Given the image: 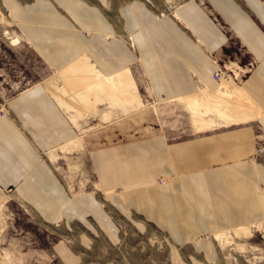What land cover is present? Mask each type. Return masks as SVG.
Listing matches in <instances>:
<instances>
[{
	"label": "rangeland",
	"instance_id": "obj_1",
	"mask_svg": "<svg viewBox=\"0 0 264 264\" xmlns=\"http://www.w3.org/2000/svg\"><path fill=\"white\" fill-rule=\"evenodd\" d=\"M134 1L144 2L149 10L163 16L173 14L178 5L188 0H0V119L9 122L34 149L39 167L27 176L36 181L44 174V181L35 183L42 185L44 195L50 192L47 188L51 183L60 189L50 200L56 205L44 213L20 188L21 182L0 183V264H172V247L181 249L179 264H264L263 223H257L260 224L257 227L253 226L256 224L241 226L248 227L247 232L231 228L201 233L173 246L172 235L150 221L149 214H144L143 208L132 201L148 185L168 183L169 177L161 174L107 188L97 172L94 157L97 152L116 151L159 139L164 147L167 145L170 156L169 147L177 150L185 146L193 153L182 158L183 167L190 169L176 165L171 156L179 171L244 157L252 159L264 147V127L259 118L196 132L190 109L183 100H158L150 93L138 62L131 64L128 71L140 105L112 108L107 104L96 105L94 114L102 112V115L91 119V113L66 112L50 96L70 129V137L45 149L35 143L14 108L20 95L35 86L44 89L49 80L57 83L56 74L61 68L52 56L58 46L55 40L63 32L95 42L96 32L86 24L101 20L110 29L113 24V38L121 46H131L124 10ZM13 6L20 8L23 15H18ZM41 14H56L61 18L60 25H57L59 21L36 17ZM29 29L46 31L51 38L41 37L37 43L30 37ZM102 38L108 43L112 33L102 34ZM97 43L102 46L98 40ZM85 53L95 68L93 52ZM217 65L215 71L237 88L244 76L240 74L250 70L253 61L238 48L236 54L221 56ZM104 113H108V118H103ZM131 192L134 193L130 195ZM85 197L97 202L101 216L96 218L85 204L81 205L83 219L69 210ZM224 231L229 232L221 238L214 236ZM196 243L207 244L200 248Z\"/></svg>",
	"mask_w": 264,
	"mask_h": 264
},
{
	"label": "crops",
	"instance_id": "obj_2",
	"mask_svg": "<svg viewBox=\"0 0 264 264\" xmlns=\"http://www.w3.org/2000/svg\"><path fill=\"white\" fill-rule=\"evenodd\" d=\"M13 10L23 15L19 12L20 8L13 6ZM124 11L131 46H121L118 39L113 38V24L110 29L101 20L86 24L96 32L95 42L74 33L67 36V32L55 40L58 46L52 59L53 62H59L61 68L56 74V84L60 87L65 85L62 80L59 81V73L68 69L72 63L82 60L88 66L81 70L86 68L95 73V86H102V93L96 99L94 96L89 97L88 87L80 88L79 94H86L91 100L94 97V101L90 100L93 107L88 111H80L83 108L79 103V106L73 105L77 115L91 113L93 115L90 117L94 119L102 115V112L94 114L96 105L118 107L122 102L120 107H124L123 104H134L131 102L130 105L124 100L118 102L117 97L107 94L103 86L117 87L116 75L122 70L128 71V67L137 62L141 65L150 93L158 100H174L205 89L209 92L217 90L220 84L218 86L213 77L219 67L217 61L228 53L236 54L237 49L241 48L253 61V65L250 70L240 74V77L244 76L239 87L259 109L258 118L264 127V0H188L178 5L173 14L163 16L149 10L144 2L134 1L127 4ZM39 16L48 22L49 19L59 21L57 25H60L61 18L56 14L36 17ZM32 30H28L30 37L37 43H40L41 37L45 40L51 38L46 31ZM110 33L112 40L104 42L102 34ZM97 40L102 44L101 47ZM88 50L93 52L96 69L88 61L90 59L85 53ZM128 75L127 79L130 77L129 71ZM133 86L130 92L134 95V83ZM43 87L35 86L20 95L14 108L20 120L29 128L35 143L45 149L61 139L69 138L70 129L50 100L51 97L55 98L45 84ZM107 115L104 113V116ZM104 116V119L108 118ZM161 142L159 139L149 140L116 151L97 152L94 157L97 172L107 188L161 174L169 177L168 183L148 185L136 196L139 201L135 196L132 201L143 208L144 214H149L150 218L147 217L150 221L158 223L160 228L172 235L173 246L194 239L201 233L264 224V147L262 153L252 159L244 157L214 166L179 171L171 156L176 165L190 169L183 167L182 158L193 153L185 146L177 150L168 146L170 156L167 145L164 147ZM38 162L31 144L9 122L0 119V183L21 182L20 188L27 197L36 201V205L47 213L56 205L50 200L60 193V189L51 183L47 188L50 192L44 195L41 192L44 189L42 185H35L44 181V174L36 181L28 177L39 167ZM82 204L89 207L96 218L102 215L101 208L90 197L81 198L69 210L82 215L83 219L85 215L81 211ZM206 244L195 245L203 248ZM170 249L174 255L172 264H179L181 249Z\"/></svg>",
	"mask_w": 264,
	"mask_h": 264
},
{
	"label": "bare ground",
	"instance_id": "obj_3",
	"mask_svg": "<svg viewBox=\"0 0 264 264\" xmlns=\"http://www.w3.org/2000/svg\"><path fill=\"white\" fill-rule=\"evenodd\" d=\"M69 66H68L69 67L68 69H65L64 71L62 70V72H60L58 75L61 78L60 80L58 78V80L59 81L62 80V82L66 83L65 85L60 87L58 84H54L51 81H48L45 83L46 88L49 90V92L53 95L55 100L60 104V106L66 112L75 113L76 107L73 106L75 104H77L78 106L80 104L81 108H83L82 110L79 109L80 111H88L89 108L93 107V106L91 107L92 104L90 105L91 99L88 98V95H86V94H79V90H81L82 88L88 87L87 89H88L89 97L94 96L96 99L97 97H100V92H101L100 88H102V86L101 87L99 85L95 86V83H94L95 81H93V80H95V79H93L95 76V73H93L92 71H89V70H85L86 68L84 70H81L83 67L88 66L87 63H84V61L78 60ZM74 69L79 70V71H75ZM122 71L117 75L115 74L117 77V79L115 78L116 82H117L116 83L117 87H113V86H115L113 84H112L113 86H109V85L106 86L104 84L106 82L104 79V81H105V82L103 81L104 82L103 84L105 85V86H103L104 91L109 95L115 96V98L117 97L118 102H121L120 100H122V101L124 100V101H128L130 103V105H131V102H134L135 105H140V101L138 100V96L135 94L133 95V93L130 92V89L132 87L134 88V86H133L132 81L129 79L130 77L127 79V77L129 76L128 71H126V69H125V71L124 70H122ZM115 75H114V77H115ZM96 76H97V74H96ZM114 77H112V78H114ZM98 78L100 79V77H98ZM72 79H73V81H71ZM108 80H107V82H108ZM229 81H230L229 79H223L222 78L220 80L221 86L219 88H217V90H215V91L209 92V91H206V89H205L204 92L202 91L203 93L191 94V95H187V96L179 98V99L183 100V102L190 109L192 126L196 132L205 131L207 129H211L214 127L217 128V127L228 126L231 124H235V125L245 124L251 120L257 119L260 116V111L254 105V103L240 90L239 87L236 86L237 88H235V86H234L235 84L231 85V83ZM112 82H114V81H112ZM51 85L54 87H52ZM123 91H124V96H122ZM126 91H128V92H126ZM134 92H136L135 89H134ZM101 97H103V96H101ZM68 98H70V100H68ZM93 98H92V100H93ZM110 98H111V96H110ZM112 98H114V97H112ZM101 100H106V98L101 99ZM101 100H100V103H101ZM117 101H116V103H118ZM112 103H114V102L112 101ZM120 104L118 106H120ZM123 105L126 106L125 104H123ZM136 107H139V106H136ZM80 111H79V113H81ZM209 112L213 113L212 115L214 116V118H212V116H209ZM104 117H107V116H104ZM247 228L248 227H239V228H236L233 230L244 232V231H246L245 229H247ZM258 230H260V229H256V231H258ZM234 231H232V232L234 233ZM226 232L228 233L229 231L220 232L218 234L216 233L214 236L216 238H219L220 236H222V234H224ZM246 234H248V233H246Z\"/></svg>",
	"mask_w": 264,
	"mask_h": 264
},
{
	"label": "built area",
	"instance_id": "obj_4",
	"mask_svg": "<svg viewBox=\"0 0 264 264\" xmlns=\"http://www.w3.org/2000/svg\"><path fill=\"white\" fill-rule=\"evenodd\" d=\"M213 77L216 81L220 82L223 76H222V73L215 71L213 74ZM262 239L264 240V235L262 236Z\"/></svg>",
	"mask_w": 264,
	"mask_h": 264
}]
</instances>
